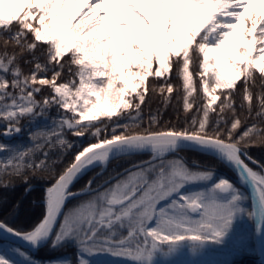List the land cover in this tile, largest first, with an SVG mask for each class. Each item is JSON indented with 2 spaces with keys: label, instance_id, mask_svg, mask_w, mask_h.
<instances>
[{
  "label": "snow or ice",
  "instance_id": "snow-or-ice-1",
  "mask_svg": "<svg viewBox=\"0 0 264 264\" xmlns=\"http://www.w3.org/2000/svg\"><path fill=\"white\" fill-rule=\"evenodd\" d=\"M0 35V136L19 135L22 120L48 121L27 146L0 142V187L24 177L30 192L29 173L52 180L37 220L25 230L0 215V236L75 249L74 260L40 261L0 245V264H221L202 257L244 243L236 227L245 218L264 251V161L249 154L264 145V0H0ZM174 66L184 119L161 127L156 114L145 124L146 81L163 79L167 107ZM187 151L210 162L190 166ZM113 161L127 166L96 184ZM212 162L239 185L217 177Z\"/></svg>",
  "mask_w": 264,
  "mask_h": 264
},
{
  "label": "trees",
  "instance_id": "trees-1",
  "mask_svg": "<svg viewBox=\"0 0 264 264\" xmlns=\"http://www.w3.org/2000/svg\"><path fill=\"white\" fill-rule=\"evenodd\" d=\"M4 50H5L4 38L2 35H0V52H3ZM7 50L10 53L14 50L18 51V49H15L14 45L11 43L8 44ZM29 58L30 57H28L27 54H25V56H23L20 59V64L25 72H29L33 67L32 64L24 63L25 59H29ZM197 69H198V65L194 62L192 65V71L195 73ZM176 73H177V68L174 66L171 70V79L169 82L172 83L177 88V91H174V93L172 94L171 103H169L167 107H165L163 97L159 94L158 91L159 87L163 83V79L149 77L148 80L146 81V84L149 87V91L147 93L145 104L143 105V116H144L145 124H147L150 115H156V114L159 115V121L161 127L167 125L169 122H171L172 124H177L178 122L182 123L184 119L182 99L181 100L177 99L178 95L182 96V91L180 90L181 82L177 79ZM47 75L51 77L52 73L49 72ZM65 78H67L66 74H65ZM197 85H198V79H197ZM152 88H156L157 91L156 92L151 91ZM238 89H240L242 93L241 84H238ZM253 91L255 92L257 91V89H253ZM47 94H48L47 90L45 89L43 95H47ZM41 98L42 96L39 95L37 96V99H41ZM195 100L197 104H202L204 102L202 93L198 91L195 94ZM235 100L239 111L241 95L237 94L235 96ZM56 115H57L56 109L55 108L51 109L49 116L54 117ZM244 115L247 114L244 113ZM45 125H48V121L44 119L37 121L35 125H30L27 120H22L21 127L23 128V131L19 135L14 136L10 140H5L2 136H0V142L8 143L16 147L27 146L30 144L29 132L33 130V128L35 127L45 126ZM66 135H67V139H69L74 143L83 144L84 146H86L88 143V137L81 139L74 137L71 133H67ZM182 154L186 155L189 165L190 162L194 159L201 161L203 163L210 162L209 158L199 153L187 151ZM249 154L256 159L264 161V145L250 148ZM212 163H214L217 177L225 176L233 180L234 175L229 169H226L223 165L219 163H215V162ZM126 166L127 164L124 161L110 162L107 167V170L103 171V174L100 176H96V173L100 170V168L93 169L91 172L83 176L74 184L73 191L84 188V185L87 183L88 179L91 178L92 176H96L95 183L100 184L102 181L106 180L108 177L114 175L115 173L121 171ZM253 167L255 166L253 165ZM3 179L4 182L10 181V186L0 187V215L7 217V219L12 224V226L26 230L41 215V212L43 210L42 202H43L44 189L47 186L51 185L52 180L49 178L47 174L34 176L31 173H29L28 180L32 190L30 192H26L25 188L27 187V185L24 183V179H25L24 177H4ZM242 190L244 191L243 188ZM74 203L75 201H70L67 207H71L72 204ZM17 204H19L20 206L18 211L15 213V215L10 214L11 210L15 208ZM248 241L250 244L248 247L243 248L242 256L235 259L233 262H231V264H258L256 262L257 257L254 248L252 247L253 242L250 236H248ZM74 252L75 249L71 245L65 246L53 252L49 250V246L46 244L43 247L39 248L37 253L33 255V257L40 261H47L48 259L54 257L60 259L74 260L75 259Z\"/></svg>",
  "mask_w": 264,
  "mask_h": 264
},
{
  "label": "rangeland",
  "instance_id": "rangeland-1",
  "mask_svg": "<svg viewBox=\"0 0 264 264\" xmlns=\"http://www.w3.org/2000/svg\"><path fill=\"white\" fill-rule=\"evenodd\" d=\"M190 165H191V162H190ZM101 171L102 170L100 169L98 172H101ZM234 178L235 177H233V179ZM234 182L236 183V179H234ZM236 236H237V238H243L245 240L244 243L237 244L235 246L230 244L229 246H227L225 248H212V249L209 250V252L207 253L206 256L202 257V259L218 261V262H221V264H224V262H227V264H231V262H233L235 259H237L240 256H242L243 248L249 246L250 243L248 241V236H250L251 239H252V225L250 224V222L248 220L244 219L243 221H240V222L238 221L237 222ZM0 245H2L4 247H19L17 245L10 244V243H7V242H1V241H0ZM252 247L254 248L253 245H252ZM23 250H25V249H23ZM25 251H27V250H25ZM27 252L30 253L29 251H27ZM185 253H187V249H185ZM35 254H31L30 253V255H32V256L35 255ZM187 258H189V257L186 255L185 257H182L181 259H187ZM100 259H101V264H122L121 261L114 260L111 257H102ZM256 262L258 264H260V262H258L257 259H256Z\"/></svg>",
  "mask_w": 264,
  "mask_h": 264
},
{
  "label": "water",
  "instance_id": "water-1",
  "mask_svg": "<svg viewBox=\"0 0 264 264\" xmlns=\"http://www.w3.org/2000/svg\"><path fill=\"white\" fill-rule=\"evenodd\" d=\"M3 138L5 140H10L11 138H7V137H4ZM122 171V170H121ZM120 172V171H119ZM115 175V174H114ZM235 175V174H234ZM113 176V175H112ZM111 177V176H110ZM109 178V177H108ZM107 178V179H108ZM106 179V180H107ZM238 184H239V181L238 179L236 178ZM244 188V190L246 191V193L249 195V197L251 196V190L250 188H248L247 186H242ZM254 231V225L252 224V233ZM252 240H253V243H254V249H255V252H256V255L258 257V262H260L261 264H264V251H262V245H261V242L259 241V239L255 238L253 235H252ZM0 241H4V242H7V243H11V244H14V245H17L19 246L20 248L22 249H25L27 251H29L31 254H35L37 253V250L41 247H43L45 244L47 243H44V244H41V246L39 248H35L33 249L31 246H29L27 243H25L23 240L21 239H10V238H7V237H4V236H0Z\"/></svg>",
  "mask_w": 264,
  "mask_h": 264
}]
</instances>
